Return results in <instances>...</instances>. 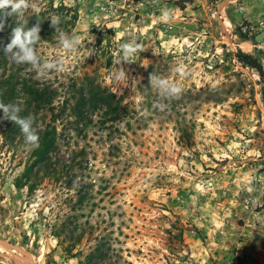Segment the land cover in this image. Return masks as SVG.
Masks as SVG:
<instances>
[{
    "label": "rangeland",
    "instance_id": "1",
    "mask_svg": "<svg viewBox=\"0 0 264 264\" xmlns=\"http://www.w3.org/2000/svg\"><path fill=\"white\" fill-rule=\"evenodd\" d=\"M26 2L21 18L42 15L37 66L14 62L13 49L0 74L53 94L37 125L57 126L58 160L34 192L17 190L28 148L0 131V264H78L93 252L91 264H264V77L231 56L264 0ZM62 35L79 38L73 50ZM126 43L140 47L126 56ZM248 52L264 68V51ZM61 60L63 71L45 66ZM93 84L120 99L119 119L72 114Z\"/></svg>",
    "mask_w": 264,
    "mask_h": 264
},
{
    "label": "trees",
    "instance_id": "2",
    "mask_svg": "<svg viewBox=\"0 0 264 264\" xmlns=\"http://www.w3.org/2000/svg\"><path fill=\"white\" fill-rule=\"evenodd\" d=\"M175 4L181 9L185 8V4L180 1H176ZM61 8L65 9L63 5H61ZM20 16L21 14L14 13L12 15H7L6 12L0 13V55H5L4 48L10 42L13 28L23 27L27 30L33 28L34 26H38L40 29V35L42 31L41 25H43L42 15L32 16L28 20L21 18ZM4 29L11 32L10 34H7L9 36L7 43L4 42ZM242 38L251 39L254 44H257L262 40V38H264V32H258L252 37L242 34ZM14 50L19 51V48H14ZM231 56L233 59H236L241 67L249 69L250 77H252L251 72L253 69L264 77L263 64L259 60L258 56H255L250 52H246L241 48H238L235 52L231 51ZM1 61L2 60H0V65L3 63ZM4 62L5 64L7 63L6 60ZM30 81L31 80L26 77L17 75L14 71H12L9 75H6V70L0 74V103L9 106V114L14 113L16 107H19L21 109L18 113L19 116L33 117V128L37 130L40 138V147L34 150H28V156L25 159L23 171L16 177L14 182L17 190L26 188L28 193L34 192L41 183L42 165L46 167L43 177L46 175H52L50 172L51 170H49V166L54 163L53 160H58L56 152L58 133L57 126L55 124H51V122H48L44 127L37 125L38 112L42 109V107L53 103L54 96L47 90L46 87L38 85L36 81ZM97 109L104 110L103 114L105 119L116 120L119 119L121 115L120 99H116L113 92H108L99 84H93L86 90L82 89L80 96L76 99L74 105L72 106V114L75 115L76 119L81 121L88 117L90 110L95 111ZM3 113V110L0 109V115ZM52 119L55 120L57 118L56 116H53ZM0 131L2 132L5 141L10 145H16V138H19V143L24 142V136L20 131L19 126L9 119L0 124ZM58 177L59 176H56V179ZM83 200L84 196H81L79 201L83 202ZM57 235H59V232H57ZM80 235H82V233ZM80 235L78 239H80ZM94 254V252L89 254L86 262L79 259L78 264H91Z\"/></svg>",
    "mask_w": 264,
    "mask_h": 264
},
{
    "label": "clouds",
    "instance_id": "3",
    "mask_svg": "<svg viewBox=\"0 0 264 264\" xmlns=\"http://www.w3.org/2000/svg\"><path fill=\"white\" fill-rule=\"evenodd\" d=\"M27 7L28 4L26 0H0V13L6 12L7 15H12L14 13L21 14ZM160 19L163 22H169L170 12L167 9L162 10ZM58 22V18H53L51 23L55 25ZM39 31L40 29L38 26H34L33 28L27 30H25L23 27L13 28L10 37V42L4 48L5 55H8V53L12 52L14 48L18 47L23 53V55H20L19 53H13V56L11 57L12 60L17 64H30L35 69L39 58L34 53L32 45L38 41ZM77 42H79L78 37L68 38L62 35L60 40V46L66 51L73 50L74 45ZM139 47V45H135V47H133L132 45L126 43L123 46L125 55H130L131 53L135 52ZM45 66L49 69L55 68L58 72L64 70V62L62 60L56 62H46ZM176 70L181 74L185 73V69L183 66H178ZM37 73L38 75H42V72L40 71H37ZM159 84L162 87L169 89L170 92L174 94L172 97H178L182 91L181 87L174 83L170 84L165 79H160ZM8 107V105L0 103V109H2L5 114L4 118L11 120L19 126L20 131L24 136L25 146L28 148V150H34L36 148H39L40 138L37 130L33 128V117L19 116L18 113L21 110L19 107H16L14 113L9 114Z\"/></svg>",
    "mask_w": 264,
    "mask_h": 264
},
{
    "label": "built area",
    "instance_id": "4",
    "mask_svg": "<svg viewBox=\"0 0 264 264\" xmlns=\"http://www.w3.org/2000/svg\"><path fill=\"white\" fill-rule=\"evenodd\" d=\"M258 32H264V12L263 15L260 16L256 22H248L246 23L243 27H242V34H246L249 37L254 36L256 33ZM255 47L259 50L264 51V38H262V40L255 44ZM234 61L240 65L236 59H234Z\"/></svg>",
    "mask_w": 264,
    "mask_h": 264
},
{
    "label": "crops",
    "instance_id": "5",
    "mask_svg": "<svg viewBox=\"0 0 264 264\" xmlns=\"http://www.w3.org/2000/svg\"><path fill=\"white\" fill-rule=\"evenodd\" d=\"M244 44H248L247 47V52L252 51L253 47L255 46L254 43L252 42L251 39H240L236 45H238L241 48H244Z\"/></svg>",
    "mask_w": 264,
    "mask_h": 264
}]
</instances>
